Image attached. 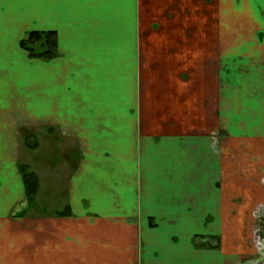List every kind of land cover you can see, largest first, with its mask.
Listing matches in <instances>:
<instances>
[{
    "label": "crops",
    "instance_id": "0c3cea01",
    "mask_svg": "<svg viewBox=\"0 0 264 264\" xmlns=\"http://www.w3.org/2000/svg\"><path fill=\"white\" fill-rule=\"evenodd\" d=\"M262 206L264 0H0V264H241Z\"/></svg>",
    "mask_w": 264,
    "mask_h": 264
},
{
    "label": "trees",
    "instance_id": "16d2710c",
    "mask_svg": "<svg viewBox=\"0 0 264 264\" xmlns=\"http://www.w3.org/2000/svg\"><path fill=\"white\" fill-rule=\"evenodd\" d=\"M20 46L27 52L30 58L51 60L58 55V39L56 32L32 31L20 42ZM34 146H37V142L34 143ZM21 171L24 179L26 200L28 206L31 207L35 202L40 188L39 177L27 166H23ZM195 240L207 241V243L212 245L210 247L218 248L219 246V240L215 237L197 236Z\"/></svg>",
    "mask_w": 264,
    "mask_h": 264
},
{
    "label": "rangeland",
    "instance_id": "374dc122",
    "mask_svg": "<svg viewBox=\"0 0 264 264\" xmlns=\"http://www.w3.org/2000/svg\"><path fill=\"white\" fill-rule=\"evenodd\" d=\"M23 131H24L23 137H22L23 153H22L21 163H25V162L30 163V162H32L33 156H34L33 152H32V148H34V142L30 141L33 144V147L28 146L27 145V139L28 138L32 139V137H31L32 135L29 136L32 133V131L30 129H24ZM55 152H56V148L51 153V156H52L54 161H60V159L63 160L64 156L67 155V153H65L66 155L65 154H59L60 156L58 155L56 157L57 152L56 153ZM53 154H55V157L53 156ZM59 157H60V159H59ZM40 164H42V163H40ZM59 165L60 164L57 163L55 165L56 166L55 169L59 168ZM29 169L31 171L36 170V169L32 168L31 166ZM61 171H63V170H61ZM52 173H51V175H48V176H43V175L42 176H43V178H46V183H47L48 177L50 178V181L47 184V187L51 189V194H54L53 188H55L54 185H56L57 183H53L52 177H54V176L52 175ZM57 187H59V188H55L56 190L61 191L62 194L65 193V188H64L65 184L61 183V184L57 185ZM58 191H57V193H58ZM52 203H53V201L51 202V204ZM59 203H62V201H59ZM56 205H58L57 202H56ZM27 210L28 209H26L25 211H27ZM263 212H264V207L262 206L256 210V215L253 217L254 222H255V227H254V231H252V237H251V241H250V243H251L250 248H251V250H253V255H248V257L244 258L242 261L243 264H264V214H263Z\"/></svg>",
    "mask_w": 264,
    "mask_h": 264
},
{
    "label": "flooded vegetation",
    "instance_id": "af4514ba",
    "mask_svg": "<svg viewBox=\"0 0 264 264\" xmlns=\"http://www.w3.org/2000/svg\"><path fill=\"white\" fill-rule=\"evenodd\" d=\"M263 214H264V212H263Z\"/></svg>",
    "mask_w": 264,
    "mask_h": 264
},
{
    "label": "bare ground",
    "instance_id": "6f19581e",
    "mask_svg": "<svg viewBox=\"0 0 264 264\" xmlns=\"http://www.w3.org/2000/svg\"><path fill=\"white\" fill-rule=\"evenodd\" d=\"M262 247V246H261Z\"/></svg>",
    "mask_w": 264,
    "mask_h": 264
}]
</instances>
